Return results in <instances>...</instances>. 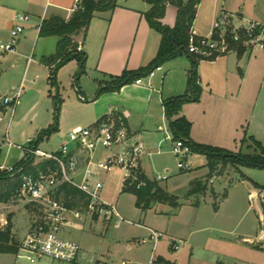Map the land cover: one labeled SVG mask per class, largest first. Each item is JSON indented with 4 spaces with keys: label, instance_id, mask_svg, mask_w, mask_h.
<instances>
[{
    "label": "crops",
    "instance_id": "1",
    "mask_svg": "<svg viewBox=\"0 0 264 264\" xmlns=\"http://www.w3.org/2000/svg\"><path fill=\"white\" fill-rule=\"evenodd\" d=\"M150 7L151 5L146 0H117V6L112 12L106 11L95 14L85 37H82L81 34L75 37L78 47H81L80 50L86 53L85 73L78 80L82 77H88L92 78L95 83L94 90L88 92L89 99L93 98L99 83L109 81L112 76L120 75L125 69L134 70L144 66L156 56L161 35L149 26L145 18V13ZM74 9V0H0V39L8 38L9 30L15 23L16 14L26 12L31 16L30 21L25 24L24 31L20 35L14 50L0 54V66H3L4 62L8 64L1 71L15 69L22 65L24 67L21 80L10 82L6 92L9 93L20 85H23L25 90L27 87L25 84L26 75L29 69L41 67L48 78L52 65L42 63L41 58L49 57L56 52L59 36H39L40 23L52 14H58L68 19ZM222 15L227 16L235 25L249 21H258L264 24V0H200L193 21L192 32L197 37L210 35L214 21ZM176 16V6L168 4L162 22L172 27L176 22ZM65 66H70L71 73L75 77L79 69L78 62L71 60ZM190 68L191 57L183 54L164 62L146 78L126 84L119 91L106 92L96 99L93 98L91 100L93 107L89 116L83 117L84 127L92 125L100 117L119 115L125 120L133 139L139 141L144 147L145 153L141 159L143 174L149 179H154L158 174L167 173L165 171L163 173L154 172L150 155L161 153L163 145H166L165 147L169 152L174 153L175 140L170 129V120L165 115L164 101L186 93ZM197 81L200 88L199 97L184 103L179 113L190 121V138L194 142L222 147L235 152L237 150L250 152L252 149L249 147L251 142L247 141L242 144L241 141L244 136H253L264 145V50L244 46L237 50L233 47L213 59L201 58L197 63ZM76 90L78 97L79 94L84 97L82 102H86L87 97L82 85H77ZM12 109L14 111L15 108ZM74 123L71 128L82 125L80 122ZM69 148L73 154L78 155L81 161V167L74 175L78 182L82 180L87 167L93 172V178L104 173L98 171L93 165L87 166L89 157L80 152L76 144L70 143ZM107 153L108 151L104 149H98L92 153L91 160L97 161ZM188 154H196L201 162L196 168L190 166L188 173L181 171L177 182L181 181L184 186L196 177L208 173L205 155L192 151H189ZM14 164L7 165L5 160H0V165L5 167ZM236 170L240 172L239 176L236 179L232 177L229 183L232 181V184H244L247 175L242 172L241 167ZM186 174L191 175L187 176ZM167 175L170 177L168 173ZM109 176L115 182L116 191L113 195L104 196V199L114 202L120 212L122 211L123 196L131 197L133 208H135L134 214L137 215L138 219L134 225L137 226V230L142 235L143 244L148 243L152 248L146 264L150 262L152 256L159 264H194L195 241L193 234L201 228L191 229L194 224L198 223V219L200 221L204 218V212L200 208V203L205 201L204 197L200 201H193L190 196L187 200L188 204L193 206V225L184 233L185 231H181L178 226L170 224L179 212L176 213V210L170 209L166 202H155L150 208L142 210L135 205V195L123 191L121 174L112 172ZM226 176L231 178L230 175L225 174L222 179ZM163 181H158L159 186L168 193L174 194L173 191L177 186L162 183ZM207 192L206 188L203 193L197 195H206ZM214 192L216 191L214 190ZM223 193L225 196H220V203L228 202L230 198L235 197V206L242 204V198L245 195L234 194L231 184L229 187H225ZM263 193L262 190L258 191L257 189L256 191L255 189L252 192H247L246 198L250 199L254 194L260 197L264 195ZM182 204L185 203L178 201L176 207H180ZM16 205L0 202V225L7 223L6 217L9 218L10 215L8 216L6 213H13L12 207ZM219 206L218 204L212 215H208L213 222L218 220ZM7 207L11 209L4 211L3 208ZM11 218L12 233L15 236L18 231L16 227L18 224L16 222L17 213L12 214ZM99 219L103 218L95 215L93 217L85 215L82 219L71 218V222L65 227L64 235L66 237L71 235L72 232L66 229L69 225H74V228L81 230L86 225L87 220L92 224ZM113 219H115L114 224L117 227L120 226L121 223L117 217H113L107 223L109 224ZM123 219L130 222L124 217ZM30 223L29 219L28 227ZM215 229L222 231L217 227ZM151 230L158 233L157 241L151 235ZM235 235L233 242L224 241L222 240L223 237L220 236L219 240L224 243L222 246L227 247L228 244L235 246L238 253L231 255L230 252L223 251V247L219 246L220 250L213 251L208 255L209 262L207 263L228 264L227 259H229L233 260V264H264V229H260L255 235L249 232ZM163 236L167 237L168 244L171 241L178 243L177 249L172 247V243L170 244L171 249L176 250L175 253L178 252L180 244L183 243L188 246L190 253L186 260H184L183 255L178 254L172 258L163 248H160V251L156 253ZM15 238L18 239L19 235L17 234ZM118 241L125 242L127 248L132 246L128 237L118 239ZM254 251L263 254L262 260H255L252 257ZM10 255L13 256L14 254L11 253ZM85 255L86 251L81 247L80 257L84 258ZM44 260L48 259H40L38 263L45 264ZM99 262L100 264L105 262L107 264V261L99 260ZM124 263L126 261L122 262V264Z\"/></svg>",
    "mask_w": 264,
    "mask_h": 264
},
{
    "label": "rangeland",
    "instance_id": "2",
    "mask_svg": "<svg viewBox=\"0 0 264 264\" xmlns=\"http://www.w3.org/2000/svg\"><path fill=\"white\" fill-rule=\"evenodd\" d=\"M78 50H80L79 47ZM7 65L4 62L3 66H0V96L8 93L6 92L8 84L10 82H19L23 74V65L15 69H8V71H1ZM75 79L76 77H73L70 66L63 65L57 71L56 83L52 82L49 76L48 78L45 76L43 68L29 69L26 75L27 81L25 82L27 87L21 95L20 104L15 107L14 111L11 107L0 110V160H5L7 165L16 163L24 157L25 149L32 145L31 141H37V148L41 150L49 152L54 151V149L57 150L64 142L68 141L70 129L85 126L83 117L89 116L93 107L91 100L95 97L94 94L93 98L89 99L90 95L88 92L94 90L95 83L92 78L88 77L80 78L77 83H74ZM77 85H82V88L85 89L86 102H82L83 100L79 99L76 90ZM55 106L58 108V118ZM74 122H80L82 125L71 128L75 124ZM54 126H57V128L43 134L44 130L51 129ZM165 146H162L161 153L150 155V159L154 165V172H167L170 177L162 183H167L168 185L175 184L177 187L173 191L174 194L162 189L174 196L180 203H185L180 207H174L166 203L170 209L176 210V213L179 212L170 224L178 226L181 231H185L184 233H186V230L193 225V206L189 205L187 200L191 196L193 201H200L202 197L206 201L200 203L201 211L204 212V218L200 221L198 219V223L194 224L191 229L196 230L195 228H201L193 234L195 241L194 264H208V255L213 251L220 250L219 246L224 245V243L220 242V237H223L222 240L224 241L233 242L237 233L249 232L255 235L260 229H264V195L259 197L254 194L250 199L246 198L247 192H252L255 189L256 191L258 189V191L262 190L264 192V189L255 186V184H258L264 187V169L242 166V172L247 175V178L244 180L245 183L232 184V181L229 183L230 179L232 177L236 179L240 172L230 164L223 168H221V164H218L215 171L209 172L208 168L207 174L196 177L184 186V183L181 181L177 182L179 174L181 171L188 173L187 171L190 166L196 168L201 160L196 154H188L186 163L189 168L180 170L177 167V159L179 157L175 153L169 152ZM27 155L29 154L27 153ZM40 159V157H37L36 162H39ZM111 173H103L96 176L97 179L103 181V188L100 192L103 198L109 194L113 195L116 191L115 182L109 176ZM225 174L230 175L231 178L226 176L222 179V176H225ZM186 175L190 176L191 174ZM196 183H200L201 186L206 185L208 190L206 195H197L199 192H193ZM229 184L233 187L234 194H245L241 205L236 204L235 206V197L230 198L228 202L220 203V196L224 192L225 187H229ZM123 197L122 211L120 213L124 218L130 220V222L118 218L121 224L117 227L114 224L115 219L109 224L103 219L94 221L92 224L87 220L86 225L81 230L74 228V225H69L66 229L72 233L68 238L78 243L80 241V245L86 251V255L84 258L80 257L76 262L48 259L44 260L45 264H100L99 260L107 261V264H122L123 261H126L124 264H146L152 249L151 245L148 243L143 244L142 235L137 230V226L134 225L138 219L137 215L134 214L135 208H133L134 205L131 197ZM214 203L220 205L217 222L209 219L210 214L212 215L213 211L216 210L214 209ZM13 204H17L15 207H12L14 212L10 214L5 212L8 216L10 215L6 219L11 220V215L17 213L16 222L18 224L16 227L18 231L15 236L18 234L19 238H21L29 228V219L32 222L35 216L33 204L25 196H20L18 199L9 202V205ZM9 209L11 208H3L4 211ZM232 210L233 212H231ZM216 227L222 231H216ZM124 228L126 229L123 230ZM125 237L130 239L129 243L132 245L130 248L126 247L125 242L118 241V239ZM16 240L18 242V239ZM168 242L167 237L163 236L156 253L160 251V248H163L172 258L178 254L180 256L183 255L184 260H186L190 253L188 246L183 243L180 244L178 252L175 253L176 250L171 249L170 246L172 241L169 244ZM222 247L223 251L230 252L231 255L238 253L235 246L228 244L227 247ZM248 252L250 251L248 250ZM10 254L0 253V264H40L38 263L39 260L36 263H30L26 259H18L16 261L15 256ZM252 257L255 260H262L263 254L254 251L252 252ZM227 262L228 264L234 263L233 260L229 259H227Z\"/></svg>",
    "mask_w": 264,
    "mask_h": 264
},
{
    "label": "built area",
    "instance_id": "3",
    "mask_svg": "<svg viewBox=\"0 0 264 264\" xmlns=\"http://www.w3.org/2000/svg\"><path fill=\"white\" fill-rule=\"evenodd\" d=\"M81 0H74L76 9ZM29 13L20 12L15 16V23L9 30L7 39H0V54L11 52L18 43L19 37L24 31L25 24L30 21ZM232 40L247 48L264 50V24L258 21L235 25L227 16L218 17L213 25L210 35L197 37L192 32L189 39L188 52L196 54L200 58L211 59L219 54L230 50ZM81 49V47H79ZM198 83V81H197ZM24 86L20 85L8 94L0 96V110L17 107L21 102ZM79 98L84 97L79 94ZM74 143L79 151L87 154L89 160L87 166L93 165L97 170L104 173L118 172L121 174L123 188L145 185L141 179V159L145 153L143 145L133 139L127 125L120 119L112 116L101 118L99 121L86 127L72 129L68 133V141L63 143L59 149L46 152L39 148L27 147L25 154L40 157L42 160H54L58 164L57 169L48 168L41 171L37 176L24 175L19 187L20 196L28 198L33 204L35 216L29 228L18 238V249L14 254L16 261L26 259L30 263H36L40 259H51L55 261L76 262L80 258V244L64 235L67 224L73 219H82L83 216H98L105 221L113 217L123 219L117 205L106 201L101 197L103 182L101 179L93 178V172L86 169L81 181L75 179L76 172L81 167L78 155L70 151L69 144ZM98 149H104L108 153L98 159L91 160V155ZM190 147L185 140H175L174 153L179 157L177 167L180 170L189 168L186 163ZM0 169L13 171L14 166ZM167 173L158 174L152 181L166 180ZM69 183L81 190L88 198L84 209L68 207L57 195L60 186ZM151 235L157 241L159 235L151 230ZM174 249L178 243H172ZM148 264H159L152 256Z\"/></svg>",
    "mask_w": 264,
    "mask_h": 264
},
{
    "label": "trees",
    "instance_id": "4",
    "mask_svg": "<svg viewBox=\"0 0 264 264\" xmlns=\"http://www.w3.org/2000/svg\"><path fill=\"white\" fill-rule=\"evenodd\" d=\"M150 5V9L145 13V18L149 26L160 33L161 41L156 56L146 65L134 70L125 69L120 75L112 76L109 81L99 83L95 93V99L106 92L119 91L122 86L139 81L149 76L156 68L160 67L164 62L174 59L180 55L186 54L191 57V68L188 74L187 91L183 95L174 96L164 101V110L166 117L170 120V129L173 133L174 140L183 139L190 147V151L203 154L207 159V167L209 172L216 170L218 164L221 168L231 165L238 169L244 167H254L264 169V145L253 136H244L242 144L250 141V152L231 151L226 148L205 145L194 142L190 138V121L182 115H179L184 103L197 99L200 94V88L197 83V63L201 59L194 53L188 52L189 39L192 35V25L196 16L197 6L200 0H146ZM174 5L177 8L176 22L174 26H168L162 22L166 6ZM117 6V0H81L76 9L72 12L68 19L58 14H52L48 18L43 19L39 26V36H59L56 52L49 56L41 58V62L52 65L49 78L56 83L57 71L71 60H76L79 69L76 73L78 78L85 73L86 53L78 50V42L75 37L82 35L85 37L92 18L96 13L110 11L112 12ZM231 48L241 49V44L232 40L227 36ZM215 57H212L213 59ZM56 108V116L58 118V108ZM107 116L100 117L101 118ZM116 120H125L119 115L114 114ZM96 121V122H97ZM44 130L48 133L56 129ZM30 147L37 148V141H31ZM24 155L17 163L14 170L0 169V202H10L18 199L19 187L24 175L37 176L39 172L46 171L48 168L57 169L58 164L54 160H42L36 162L35 157ZM243 176V175H242ZM141 179L145 181V185L141 187L130 186L123 188V191L130 192L135 195V205L142 210H146L155 202H166L172 206H178V201L174 196L165 192L158 182L152 181L142 174ZM256 187L264 189L263 186L255 184ZM206 185L196 183L193 192L203 193ZM57 196L70 208L84 209L88 203L87 196L77 187L64 183L60 186ZM225 193L222 194V197ZM218 204L214 203V209ZM18 249V242L12 233V225L10 220L5 225H0V253L15 254ZM176 264V263H170Z\"/></svg>",
    "mask_w": 264,
    "mask_h": 264
}]
</instances>
